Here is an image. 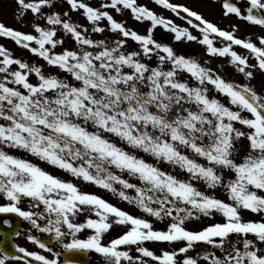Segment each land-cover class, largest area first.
<instances>
[{"label":"snow or ice","instance_id":"1","mask_svg":"<svg viewBox=\"0 0 264 264\" xmlns=\"http://www.w3.org/2000/svg\"><path fill=\"white\" fill-rule=\"evenodd\" d=\"M16 3L21 22L31 12L32 31L0 21V38L10 39L67 75L46 73L43 65L17 57L0 44V196L8 201L0 204V213L17 214L65 250L95 251L104 264H200L201 259L205 264H264V89L258 91L252 83L257 73L264 76V35L256 41L240 38L238 26L222 29L171 0L155 3L177 16L186 14L184 19L200 36L137 0H106L99 7L86 0H66V11L58 10V0ZM249 5L242 11L232 0H224V15L235 14L264 28V0H249ZM109 9L130 10L135 21L150 26L141 33ZM71 12H82L90 27L73 22ZM105 20L107 24H102ZM157 27L171 33L176 42H196L208 56L224 58L246 82L226 78L198 57L177 53L155 38ZM106 30L111 38L93 35ZM66 36L77 47H64ZM218 40L223 43L218 45ZM129 41L136 47L130 49ZM184 73L194 83L182 79ZM5 147L22 149L76 180L113 193L146 215L132 214L82 190L74 180ZM137 151L183 170L187 178L138 156ZM196 182L213 192L223 189L230 202L201 190ZM22 200L28 201L27 210L19 206ZM242 210L260 219L246 220ZM217 214L222 222L199 230L186 226ZM146 217L166 222L165 227H154ZM114 227L124 230L105 242ZM27 239L38 249L54 252L31 230ZM180 242L183 246H174ZM149 243L173 247L158 254ZM199 244L210 248L189 255ZM18 251L22 255L15 257L4 252L0 264L10 260L60 264L59 252L50 257L21 246Z\"/></svg>","mask_w":264,"mask_h":264},{"label":"rangeland","instance_id":"2","mask_svg":"<svg viewBox=\"0 0 264 264\" xmlns=\"http://www.w3.org/2000/svg\"><path fill=\"white\" fill-rule=\"evenodd\" d=\"M183 1L184 0H171V2L178 3V4H181V2H183ZM86 2L90 3L92 6L99 7L102 3L106 2V0H86ZM137 3L142 4V5H147L150 9L157 12V14L162 15L163 17L172 20L176 25H178L180 27H188L190 29V31L193 32V34L198 35V36L201 35L199 33V31L197 29H195L194 27H192L191 25H189L187 23V21H184L180 16H177L171 10L165 9L163 6L158 5L157 3H155V0H137ZM58 10H61V11L68 10V5L66 3V0H58ZM109 10L112 12V14L118 20H124L128 26L135 28L136 30H138L141 33H144L146 31V29L150 26L149 23H147V22L135 21L132 18V14H131L130 10H125L122 13L116 12L115 10H112V9H109ZM17 11H18V5L16 3V0H0V21H2L3 23H5L8 26H12L14 28L20 29V30L25 31V32L32 31V29L28 23L33 18L31 12H28L25 15V17L23 18V22H21V20L17 19V16H16ZM70 15H71V19L73 20V22L90 27L89 22L82 15V12H71ZM101 23L107 24V21L105 20V21H102ZM219 27H221L222 29H225V30H232L231 26H219ZM59 35H64V34L62 32H60ZM93 35L95 38H104L105 36L111 38V33H109L107 30L103 34L94 33ZM236 35L240 36V38H248L250 36L253 41H256L258 35H264V28H261L260 26H254V27L241 26V27H238V31L236 32ZM154 36L158 41L169 43L176 50V52L179 54H184L186 56L198 57L202 63L207 62L206 63L207 67L213 68L214 70H218L223 75H225L226 78L231 79V80H235L236 82H239V83L246 82L243 75L236 72L233 67L228 65L227 61L224 58L208 56L206 54L205 47L200 45L199 43L188 42L186 40L181 41V42H176L173 39V35L171 33H169L168 31L162 29L161 27H157V29L155 30ZM222 43L223 42L220 40L217 41L218 45L222 44ZM0 44H4L7 48L12 50V52L17 57H23L24 59H26L27 61H29L30 63H33L35 65H43L44 71L46 73L58 74L61 77H64L67 75L62 70H59L55 67L47 65V63L42 58H39L35 55L30 54L27 50L22 49L21 47L17 46L10 39L0 38ZM64 47L74 48V47H77V45L75 44V42L73 41V39L70 36H66ZM135 47H136V45L132 41H129V48L131 49V48H135ZM61 50L62 49L60 47H58L56 49L57 52H59ZM237 51L240 52L241 54H244V55L248 54L247 51H245L241 48H237ZM250 62L254 63L255 61L253 58L250 57ZM151 63L155 64V57L153 58ZM13 67H16V66H13ZM181 78L190 80L188 74H186V73L182 74ZM31 79L33 81H35L37 78L33 75L31 77ZM190 82L194 83V81H191V80H190ZM252 83L255 85L256 89L257 88H259L260 90L264 89V76H261L259 73H257L256 78L252 81ZM214 94H215L214 90L211 89V87H210V95H214ZM0 122H2V121H0ZM116 142L120 143L123 147L128 148L130 151H132V149L129 148L128 145L123 144L119 140H117ZM244 143L246 146L247 142L245 141ZM5 151H9L14 155L32 160L33 162L40 164V166L44 167L46 170L52 172L53 174L59 175L66 180H74V182H76L80 185L82 190L97 193V194L101 195L102 197H104L106 200L110 201L111 203L115 204L116 206H118L124 210L129 211L132 214H135L138 216L139 215H146V214L142 213L139 209H137L134 205H131V204L121 200L118 196L114 195L113 193H111L107 190L101 189L99 187H96V186L89 184L87 182L76 180L70 174H68L62 170H59V169H57L51 165H48L46 162L40 161L38 158L33 157L31 154L25 152L22 149L16 150V149H10V148L5 147ZM136 154L138 156H142L144 159H146L152 163H158L160 167H162L163 169H165L169 172H172L174 175H177L181 178H187V175L183 170L176 168V167H173V166L169 165L167 162L156 161L155 158H153L149 154L144 153L142 151H137ZM226 175L231 176L232 174L226 173ZM125 176H126V174H125ZM129 179H131L132 182H134V183H138V181H136L135 178H129ZM196 183H197V186L201 190L208 191V192L214 194L216 197L223 199L227 202H230L227 194L225 193V191L223 189H216L213 192V190L208 189L205 184H203L201 182H196ZM117 187H119V185H117ZM7 202L8 201L3 196H0V204H5ZM19 206L22 209L27 210L29 207L28 201L22 200ZM242 216L246 220L247 219H252V220L260 219L259 216H257L256 214H254L248 210H242ZM146 218L152 219L153 223H154V227H156V228H164L165 227L166 222H159V221H156L155 218H151V217H146ZM81 219H83V217H81ZM222 221H223V217L220 216L219 214H217L211 218L202 217L199 221L192 220V221L188 222L186 226L191 230H199L209 223L222 222ZM24 222H25V225H24V228H22V230H21V235L17 239V244H18V246L27 248V246L25 245V242H26L25 236L27 233L28 221L24 220ZM123 230L124 229L122 227H114V229L111 231L110 235L105 236V242H107L111 238H115L116 236L121 234ZM82 235H86V234H82ZM39 236L41 238L51 239L49 234H46V233H41ZM54 245H55L56 249H61V250L64 249L58 241H54ZM147 246L150 247L152 250L156 251L158 254L161 251V249H163V248H168L170 250L171 247H173V245L160 244V243H149ZM174 246L175 247L183 246V242L177 243ZM32 248L35 250L41 251V252L44 251V250L38 249V247L36 245L32 246ZM208 248H210V246H207L204 244H199L196 246V248L190 250L189 255L195 256L197 251H202V250H205ZM133 253L135 254L134 249H133ZM90 254H91V257L94 260L95 264H104V258L102 257L101 254L96 253L95 251H90ZM200 264H205V261L203 259H201Z\"/></svg>","mask_w":264,"mask_h":264},{"label":"flooded vegetation","instance_id":"3","mask_svg":"<svg viewBox=\"0 0 264 264\" xmlns=\"http://www.w3.org/2000/svg\"><path fill=\"white\" fill-rule=\"evenodd\" d=\"M223 2L224 0H184L183 2H181V4H184L188 7H190L191 9L198 11L200 14H202L206 19L210 20L213 23H216L218 26H233L236 25L238 27L241 26H249V27H254L255 25H252L244 20L239 19L235 14H229L228 16L224 15V9H223ZM233 3H235L237 6H239L241 8L242 11H246V8L249 5V0H232ZM186 15H180V17L186 21L184 19ZM238 36V35H237ZM240 37V36H238ZM240 48V47H237ZM236 48V50H237ZM242 49V48H241ZM244 50V49H243ZM246 51V50H245ZM257 90L259 91L260 89L257 88ZM21 228H20V235H21V230L22 228H24L25 222L24 220L21 218ZM43 223V222H41ZM29 230H31L32 234H35L37 236H39L41 233L39 232V230L33 228L31 226V224L28 222L27 224V233H26V242L25 245L27 246V249L29 250H35L32 248V246H34V244L30 241H28L27 239V235L29 234ZM20 235H17L14 238L15 244L16 246H18L17 244V239ZM2 239V235L0 234V241ZM45 241H47L49 243L50 247H53L54 252L53 253H48L47 251H43L42 254L46 255V256H53L55 254V252H59L60 253V264H65L63 258L61 257V253L64 250L61 249H56L55 245H54V239H48V238H42ZM18 248V247H17ZM38 251V250H37ZM89 253V251H88ZM3 252L0 251V255H2ZM22 255L21 253H19L18 251V256ZM90 263L89 264H95L94 260L92 259L90 253ZM8 264H24L23 261H16V260H10L8 262ZM36 264H38V262H36ZM73 264H77V263H73Z\"/></svg>","mask_w":264,"mask_h":264},{"label":"water","instance_id":"4","mask_svg":"<svg viewBox=\"0 0 264 264\" xmlns=\"http://www.w3.org/2000/svg\"><path fill=\"white\" fill-rule=\"evenodd\" d=\"M3 219H8L11 224L6 225L3 223ZM20 221L19 217L15 213H0V232L3 234V240L1 241L0 249L7 252L9 255L16 254V248L13 242V237L15 233L19 230ZM67 259L73 261H81L79 258V252L75 250H67L64 253Z\"/></svg>","mask_w":264,"mask_h":264}]
</instances>
